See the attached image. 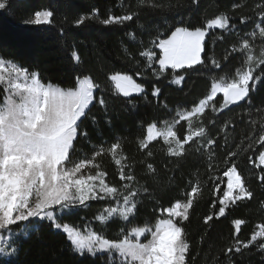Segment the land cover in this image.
Returning a JSON list of instances; mask_svg holds the SVG:
<instances>
[{"label": "snow or ice", "instance_id": "snow-or-ice-1", "mask_svg": "<svg viewBox=\"0 0 264 264\" xmlns=\"http://www.w3.org/2000/svg\"><path fill=\"white\" fill-rule=\"evenodd\" d=\"M16 6L0 0V16ZM165 7L119 0L103 14L66 13L58 36L71 75L60 83L0 56V264H16L45 227L81 262L196 264L187 225L202 201L199 244L229 221L212 264L264 253V0H231L211 16L187 0L190 15L162 31L144 17ZM22 23L47 29L56 12L30 10ZM73 29L121 32L120 66L91 63L66 39ZM193 77L204 91L170 105L165 89L184 92ZM253 204L260 217L242 240L250 221L232 213Z\"/></svg>", "mask_w": 264, "mask_h": 264}, {"label": "trees", "instance_id": "trees-1", "mask_svg": "<svg viewBox=\"0 0 264 264\" xmlns=\"http://www.w3.org/2000/svg\"><path fill=\"white\" fill-rule=\"evenodd\" d=\"M68 2L69 0H24L21 3L20 0H13V4L17 5L14 16H0V56L15 59L24 67L40 71L45 80L60 83L68 79L71 73L68 69L65 54L62 51V40L58 36V30L64 15L69 12L71 15H76L88 11L93 6L98 7L103 14L106 5L117 4L119 0H70L71 9L67 7ZM161 2L166 5L163 10H158L155 13L147 12L144 18H155L162 31L166 30V25L170 26L178 21L180 15L185 17L190 15L185 7L187 0H161ZM240 2L251 4L252 0H240ZM135 3L136 0H125L126 5H134ZM230 3L231 0H202L200 15L206 13L211 16L217 8L223 10V7ZM167 5H171V7H167ZM49 6L56 12L54 26L47 29H35L23 25L22 21L28 16L30 10H39ZM65 27L67 28V25ZM121 36L122 33L118 31L93 32L92 30L73 29L68 31L66 39L69 43L81 44V51L86 52L87 59L91 63L119 67V41ZM84 44L88 45L86 49L83 47ZM204 88V80L193 77L192 80L188 81V86L184 92L166 88L165 94L169 97L171 105L183 102L186 98L185 93L191 92L192 96H195L203 92ZM119 107V102H117V111ZM118 125L125 130V135L128 134L127 129H132L133 134H136V130L132 128L129 122L121 120L118 121ZM239 131H243V129ZM201 172H203V168H201ZM168 175L170 173L161 172L160 179L162 183L167 182ZM207 211L208 206L206 202L202 201L195 209L191 223L187 225L196 264H212V258L221 256V249L228 243L230 238L229 221L224 220L218 223L205 237L202 245L199 244L200 237L204 232L199 217ZM147 214L148 209L143 210L142 215ZM81 215H84V213H81ZM232 216L235 218L244 217L250 221L241 234V239L246 240L250 234L252 224L259 219L260 213L253 204L247 208L236 209ZM70 219L80 225L78 217ZM115 231V226H113L109 230V235H113ZM37 236H39V239H37ZM234 259L236 264H262L264 253L258 251L257 248H252L250 251L245 252L243 256ZM16 264H92V261L85 260L81 262L80 258L70 251L63 235L52 233L45 227L32 239L22 244Z\"/></svg>", "mask_w": 264, "mask_h": 264}, {"label": "rangeland", "instance_id": "rangeland-1", "mask_svg": "<svg viewBox=\"0 0 264 264\" xmlns=\"http://www.w3.org/2000/svg\"><path fill=\"white\" fill-rule=\"evenodd\" d=\"M78 226H81L82 227V225H78Z\"/></svg>", "mask_w": 264, "mask_h": 264}]
</instances>
